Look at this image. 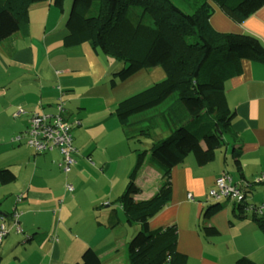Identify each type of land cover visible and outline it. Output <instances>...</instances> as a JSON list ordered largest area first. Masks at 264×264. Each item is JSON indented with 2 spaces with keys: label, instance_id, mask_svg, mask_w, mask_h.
<instances>
[{
  "label": "crops",
  "instance_id": "1",
  "mask_svg": "<svg viewBox=\"0 0 264 264\" xmlns=\"http://www.w3.org/2000/svg\"><path fill=\"white\" fill-rule=\"evenodd\" d=\"M50 6L45 3L30 9L26 38L15 34L0 43V69L2 66L5 70L10 69L9 66L13 68L11 80L0 87V112L6 114L5 117L12 114L11 120L17 124V132H14L18 134L25 130L32 113L54 114L60 98L65 120L79 123L71 130L75 162L66 175L63 173L65 177L72 174L75 189L72 185L73 191L68 193L59 183L62 170L58 166L60 156L57 151L45 154L33 151L30 154L24 150L21 157L35 162V168L29 165L17 167L16 163L0 166L16 168L12 172L17 184L7 187L0 183V219L3 218L9 228L8 215L16 211L23 233L10 231L1 241L0 264L2 261L3 264H75L87 246L100 249L110 245L100 254L103 262L112 252L125 249L126 235L120 242H104L110 241L109 233H99L96 224L101 221H93L95 209L102 204L110 206L115 190L120 194L123 192L135 162L134 149L126 144L123 128L118 124L115 107L111 104L124 92L137 91L164 77L160 68H149L141 77L133 75L112 85V75L121 64L108 66L104 55L86 42L66 48L62 43L65 27L61 32L63 13L52 21L54 10ZM214 13L218 17L210 18V21L216 30L253 35L264 44V6L239 23L232 22L219 9ZM101 64L104 67L93 77L92 68ZM146 73L153 75L152 81L146 79ZM11 85H14L12 91ZM76 91H80L78 95ZM224 95L233 112L230 124L235 138L225 137V145L214 150L212 158L203 166L189 154L173 168L170 173L171 199L148 222V228L153 230L175 226L177 250L187 257V264H234L241 256L258 263L264 260V234L250 218H234L233 202L223 203L224 208L209 220L203 218V211L210 204L206 200L207 192L215 179L224 173L231 176L234 184L252 185L249 190L252 203L264 198V185L256 183L264 171V63L241 60L239 74L224 84ZM17 107L23 113L18 114ZM201 145L204 149L207 147L205 143ZM233 150L241 152L237 158L232 156ZM155 174L153 177L145 170L141 172L137 181L142 190L157 189L159 174ZM86 176L89 180H84ZM81 179L93 182L92 189L99 195L82 197ZM98 182L103 183L102 188L96 185ZM13 192L23 195L17 204H14ZM67 194L71 197L67 198ZM188 195H191L190 199ZM81 197L87 198L83 205L79 204ZM112 207L118 224L131 227L133 235L137 227L127 224L118 205ZM42 225L47 230L37 236ZM205 225L215 227L218 235L203 236L200 228ZM106 237L107 240H103ZM96 240L98 242L94 244ZM112 260H105L104 264Z\"/></svg>",
  "mask_w": 264,
  "mask_h": 264
},
{
  "label": "trees",
  "instance_id": "2",
  "mask_svg": "<svg viewBox=\"0 0 264 264\" xmlns=\"http://www.w3.org/2000/svg\"><path fill=\"white\" fill-rule=\"evenodd\" d=\"M63 2L0 0V43L15 34L28 36L32 7L50 3L61 8ZM263 6L264 0H76L68 12L63 45L67 48L86 42L94 51L119 62L121 67L113 73L112 85L142 69L157 67L164 72L160 81L119 101L114 108L126 144L132 146L146 138L149 147L133 148L135 162L124 190L110 203L118 205L127 224L137 226V230L126 243V257L107 264H187V257L177 250L175 226L150 230L148 222L171 199L173 168L189 154L203 166L214 150L225 145V137L235 138L230 124L233 112L226 103L224 84L239 74L241 60L264 63V44L253 35L216 30L210 21L214 10H221L232 22L239 23ZM161 115L162 119L157 120ZM155 120L158 127L163 126L161 134L155 131ZM240 153L233 150L232 156L237 158ZM146 165L159 169L156 190L145 191L138 184ZM15 179L10 169H0L2 185L12 184ZM232 205L238 219L246 217L243 206ZM223 208L219 201L207 205L204 220ZM14 213L8 215L11 225ZM250 213L249 218L264 234V217ZM110 214L109 229L119 223L115 213ZM98 225L104 227L102 222ZM200 229L205 237L218 235L212 225ZM109 246L85 248L81 262L75 264H104L100 254ZM234 264L264 261L257 263L241 256Z\"/></svg>",
  "mask_w": 264,
  "mask_h": 264
},
{
  "label": "rangeland",
  "instance_id": "3",
  "mask_svg": "<svg viewBox=\"0 0 264 264\" xmlns=\"http://www.w3.org/2000/svg\"><path fill=\"white\" fill-rule=\"evenodd\" d=\"M73 3H74V0H64V2H63V5H62V7L61 8H56V7H54V6H50L51 7V9H53L54 10V12H53V14H52V18H51V20L52 21H55L54 19H56V18H59L60 17V15L63 13V15H62V31L61 32H63V29H64V22H65V20H64V18H65V15L69 12V11H71L72 10V6H73ZM35 17H37V14L35 15ZM216 18V17H218V14L217 13H214L213 15H212V17L211 18ZM228 18V17H227ZM52 21H51V23H52ZM50 23V24H51ZM33 27L34 28H36V23L34 22V20H33ZM58 33L59 32H57L56 33V35L58 36ZM35 37H37V36H35ZM103 57V59H105V61H106V64L108 65V66H114V63H115V65H117V61H115V60H113V59H107L106 57L104 58V56H102ZM104 61V60H103ZM105 63V62H104ZM2 66V65H1ZM6 67V66H5ZM9 67H11L10 69L9 68H6V70L4 69V67L2 66V68L0 69V87H3L4 86V84L6 83V82H8L9 80H11V78H12V76L10 75L11 73H12V71H13V68H12V66H9ZM101 67L103 68L104 67V64H101V65H98V67H96V65H95V67H94V69L92 68V76L93 77H95L94 75H97L98 74V72H100V70H101ZM8 69H9V71H8ZM161 69V68H160ZM146 70L147 69H142L141 71H139V73H137L136 75H134V76H138V77H141V76H143L144 75V72H146ZM161 71V70H160ZM91 74V73H90ZM147 74V73H146ZM133 77V76H132ZM147 78L146 79H149V80H151L152 81V79L154 78L153 77V75H150V74H147V76H146ZM131 78V77H130ZM129 79V78H128ZM127 79V80H128ZM141 79V78H140ZM161 80V79H160ZM160 80H157V81H155V82H158V81H160ZM154 83V82H153ZM149 85H151L150 83H148ZM145 85L146 87H148L149 85ZM146 87H144V85H143V87H141V89H138L137 91H133V92H131V93H126V92H124L123 93V95H122V97L119 95V99H117L115 102L113 101V103L111 104V107L113 108V107H115V105L119 102V101H121V100H123V99H125V98H127V97H129V96H131L132 94H134V93H136V92H139L140 90H143L144 88H146ZM11 89H10V91H12L13 89H14V85H11V87H10ZM79 92L80 91H76V94L78 95L79 94ZM110 94H111V97L112 98H114L115 97V95L113 94V92L112 91H110ZM60 99V98H59ZM58 99V100H59ZM2 103V101H1V98H0V104ZM95 103H96V101H95ZM20 108H22V107H20ZM16 110L18 111V107L16 108ZM16 111V112H17ZM113 112V111H112ZM165 113V112H164ZM6 116V114H4V113H1L0 112V166H4V164H15L16 163V166L17 167H25L26 165H29V166H31V167H34L35 168V162H33V161H27V159L25 160V158H23V157H21L22 156V154H23V151L24 150H28L29 152H30V154H33L32 152H33V150L30 148V149H28L27 147V145H25L26 143H24V141H19V142H16V141H12L11 140V137L13 136V138H15L16 136H17V134L15 133V132H17L16 131V127H17V124H15L12 120H11V117H12V114H11V116H7V117H5ZM162 117V115L161 116H158V118H156L157 120H159V118H161ZM13 119V118H12ZM15 119V118H14ZM162 119V118H161ZM155 123H156V126H157V128L155 129V131H156V133L157 134H161L162 132H163V126H162V128H160V127H158L159 125H157V121L155 120ZM75 128V127H74ZM15 131V132H14ZM19 134V133H18ZM132 147L133 148H138V149H140V150H145V149H147L148 147H149V140L148 139H143V140H141V142H134L133 144H132ZM222 148V147H221ZM220 151H222V149L220 150ZM56 152V151H55ZM191 156V158H192V155L193 154H190ZM25 160V161H24ZM144 167H146L145 168V173H151V175L153 176V177H155L156 176V174L155 173H157V174H159V169H158V167L157 166H152V167H149V166H144ZM148 167V168H147ZM9 169H10V167H8ZM12 169H10L11 171L14 169V170H16V168L15 167H11ZM0 169H3L2 167H0ZM33 169V168H32ZM62 169V168H61ZM150 169H152V171H150ZM131 170V169H130ZM144 170V169H143ZM59 171V169L57 170V173H59L58 172ZM15 172V171H14ZM131 172V171H130ZM61 173V176H60V178H61V180H60V182L59 183H61L62 185H63V188L65 189V185L66 184H68V185H73V187H74V189H75V181H73L72 180V174H68L66 177H65V173L64 172H60ZM65 175H64V174ZM128 176V175H127ZM84 180H89V178L86 176L85 177V179ZM127 180V179H126ZM84 181H83V179H81V180H79V183L83 186V194H82V197H83V195L85 196V197H87V198H91V197H94V196H97V195H99V192H96L94 189H92V185L94 184L93 182H91V181H85L84 183H83ZM144 182V181H143ZM17 184H16V182H14V183H12V184H9L7 187H15ZM96 185L97 186H99V187H103V183L102 182H98V183H96ZM74 191H76V190H74ZM13 194H14V204H17V203H19L18 201H17V199H16V197L18 196V195H20V194H18V195H16V192L14 193L13 192ZM119 194H120V192H118V191H114L113 193H112V197H111V199H110V202H113L118 196H119ZM68 196H67V198H70L71 196V194H67ZM74 195V194H73ZM64 196H65V193H64V191H63V193H62V197L64 198ZM66 197V196H65ZM82 197L80 198V201H79V204H81V205H83V202H86V200H87V198H85V199H82ZM107 198H108V196H107ZM22 199V198H21ZM21 199L19 200V201H21ZM107 200V199H106ZM109 200V199H108ZM261 198H259V200L257 199V202L255 201H253V203H252V201L250 202L251 204H254V205H258V204H260V202H261ZM215 201H210V204H212V203H214ZM219 202H221V203H227V204H231V200L230 199H225V198H223V199H221V200H219ZM112 204V203H111ZM233 204V203H232ZM113 205H110V206H106L105 204H102V205H100V208L99 209H95L94 210V213L96 214L93 218V221H95V222H97V221H101L102 223H104V227L103 226H101V225H97L96 224V228L98 229V232L99 233H103V234H108L109 233V236L108 237H110V241H104V242H112V241H114V242H116V241H121V239L126 235L127 237H128V239H127V241H129V239L131 238V234H132V228L131 227H129V226H122V225H120V224H117L116 225V227H111V229H109V227L111 226V222L109 221V215H111L110 213L113 211V207H112ZM233 206V205H232ZM83 208V207H82ZM14 211V210H13ZM248 212V211H247ZM248 214V215H247ZM250 215H251V213L250 212H248V213H246V219H248L249 217H250ZM234 218H237V216H235ZM137 227V226H136ZM109 229V230H108ZM46 230H47V227H45V225H42L41 227H39L38 228V230H37V233H36V235L37 236H39L41 233H43V232H46ZM150 230H153V229H150ZM128 232H130V235H128ZM15 233V232H14ZM16 234H19V233H16ZM23 234V233H22ZM21 235V234H20ZM36 236V237H37ZM108 237H106L105 239H103V240H107V238ZM121 237V238H120ZM119 241V242H120ZM96 242H98L97 240L95 241V243L94 244H96ZM97 246V245H96ZM88 247V246H87ZM86 247V248H87ZM90 247H92V248H95V247H93V246H90ZM83 252V251H82ZM82 254V253H81ZM81 254H80V259H79V261L78 262H81ZM110 254V253H109ZM126 252H125V249L123 250V249H121V251H117V252H112L111 253V255H109V256H107V259H103L104 261H103V263L105 262V260H116L117 258L118 259H123V258H125L126 256ZM10 257H12L11 255H10ZM112 258V259H111ZM236 261V260H235ZM235 261H234V263H235ZM264 261V260H263ZM263 261H260V263L261 262H263ZM3 263H5L4 261H2V263L1 264H3ZM258 263V262H257Z\"/></svg>",
  "mask_w": 264,
  "mask_h": 264
},
{
  "label": "built area",
  "instance_id": "4",
  "mask_svg": "<svg viewBox=\"0 0 264 264\" xmlns=\"http://www.w3.org/2000/svg\"><path fill=\"white\" fill-rule=\"evenodd\" d=\"M56 112L52 115L32 113L29 117L25 131L12 139V141H24L29 148L36 154H45L57 151L60 156L58 166L67 174L71 166L74 164L73 156L76 153L72 145L71 130L79 123H68L65 120L64 108L61 100L56 104ZM23 113L22 110L18 114ZM257 184L264 185V171L259 175ZM251 184H234L231 176L224 173L219 178L215 179L213 187L207 192L206 200L219 201L223 198L230 199L234 204L243 206L244 211L252 213L256 212L258 216L264 217V198L258 205L249 203L252 200L250 194ZM65 191L71 193L73 191L72 185H65ZM22 194L16 197L17 200L22 198ZM189 199L191 195L187 196ZM18 213H14L15 220L12 225L7 228L5 224L0 222V241L8 235L12 230L15 233H22V229L18 225Z\"/></svg>",
  "mask_w": 264,
  "mask_h": 264
}]
</instances>
